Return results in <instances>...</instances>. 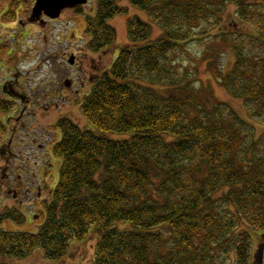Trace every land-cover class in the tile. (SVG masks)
I'll use <instances>...</instances> for the list:
<instances>
[{
  "label": "trees",
  "instance_id": "trees-1",
  "mask_svg": "<svg viewBox=\"0 0 264 264\" xmlns=\"http://www.w3.org/2000/svg\"><path fill=\"white\" fill-rule=\"evenodd\" d=\"M21 1H11L5 21L15 20ZM122 1L147 12L160 35L151 41L149 23L127 21L129 44L94 78L80 104L87 126L66 118L56 125L60 140L52 154L61 165L43 224L35 234L0 230V257L21 259L40 249L57 261L71 239L82 240L95 226L100 239L91 264H261L263 242L254 245L251 236L264 237V129L257 134L255 128L264 126L259 6L248 0H97L94 16L86 18L92 52L116 41L108 22L125 12ZM227 5L236 7L232 26L249 23L257 35L211 33ZM196 39L233 51L227 72L207 67L243 102L247 118L227 102L210 101L195 86L197 74L175 62V53ZM11 109L0 101V113Z\"/></svg>",
  "mask_w": 264,
  "mask_h": 264
},
{
  "label": "rangeland",
  "instance_id": "rangeland-1",
  "mask_svg": "<svg viewBox=\"0 0 264 264\" xmlns=\"http://www.w3.org/2000/svg\"><path fill=\"white\" fill-rule=\"evenodd\" d=\"M11 1L0 0V47L4 50L0 55V85L9 83L12 89L9 91L13 94L10 96V93H0V100L11 102L9 98L18 94L26 101L11 103L12 109L8 115L12 116V123L19 120V129L16 131L11 130L12 123L6 121L7 115L5 117V114L0 113V120L7 129L5 134L0 133V145H8L10 151L7 157L4 156L5 159L0 155V180L26 181L29 177L33 180L31 183L34 188L38 187V183L41 184V199H51L61 165V161L52 154L53 145L60 140L56 126L59 120L66 118L81 128L87 126L80 113V104L89 92L94 78L107 70L120 50L129 44L126 28L129 19L136 17L149 23L152 29L151 41L157 39L161 31L147 12L122 1L118 6L125 12L108 22L116 33V41L106 51L94 53L88 47L91 37L86 33V18L94 16L97 0H91L87 5L76 9H66L56 19L44 18V22L30 20L35 0H22L15 10V20L5 21L3 16ZM248 2L257 4L264 17V0ZM235 16L236 7L227 5L218 23L212 24L218 28L212 29L211 26L209 31L212 29L211 33L215 34L244 29L257 35L255 27L249 23H242L239 30L232 26L231 21ZM205 49L207 53L204 56L209 55L201 59L200 54ZM71 55L74 56L73 64L68 62ZM174 60L181 68L197 74L198 82L195 86H201L210 101L227 102L240 117L247 118L243 102L229 96L207 67L217 64L223 72L230 70L234 54L228 45L217 42L206 45L197 39L191 40L175 53ZM255 128L256 133L260 134L264 126L256 124ZM105 136L115 140L129 137L128 134L115 133H107ZM23 164L27 167L22 168ZM22 186L20 183L12 188L8 186L5 199L0 202V216H3L0 230L35 234L43 221V213L36 207L27 206L28 195H22V192L18 193L15 201L14 189H22ZM22 191L26 192L27 188ZM18 200L20 204H17ZM125 226L132 228L130 224H122L121 227ZM95 228L91 226L82 240L71 239L66 255L57 261H47L41 250L35 249L27 258L21 260L0 257V264H15L14 261L21 264H91L93 249L100 239ZM251 236L254 245L260 241L264 245V237L254 234ZM254 245L252 251L255 249ZM261 264H264V259Z\"/></svg>",
  "mask_w": 264,
  "mask_h": 264
},
{
  "label": "flooded vegetation",
  "instance_id": "flooded-vegetation-1",
  "mask_svg": "<svg viewBox=\"0 0 264 264\" xmlns=\"http://www.w3.org/2000/svg\"><path fill=\"white\" fill-rule=\"evenodd\" d=\"M9 86H10V84L7 83V82L2 83L0 85V93H3V94L10 93V96H12L13 93H11L9 91V90H12V89ZM15 95L16 96H14V98H9L10 101L13 104H16L17 102L21 103V102H25L26 101V99L23 98V97H21L20 95H18V94H15ZM0 101H3V100H0ZM6 115H7V117H6ZM6 115H5L6 121L12 123L10 121V117H12V116L11 115H8V114H6ZM18 122H19V120H18ZM18 122L11 124V126H10L11 127V130L16 131V130L19 129V123ZM10 123H9V125H10ZM41 146L42 145L39 144V147H41ZM8 147H9L8 145H0V152H2L3 157L4 156L7 157L8 153L10 152L9 149H8ZM41 148H43V147H41ZM26 167H27V165H24V164L22 165V168H26ZM43 180H45V179H43ZM32 181L33 180L29 179V177H28V179H26V181L25 180L24 181H20V180L19 181H15V179L14 180H10V179L0 180V202L4 201V199H5L4 198V194H5L6 190H7V192L9 190L8 189V186H10L12 188V186H14L15 184H19L20 183L21 185H23L22 186V189H21V187L19 189H14L15 192H16V195L14 197L15 201H16V197H17L18 193L20 194L22 192V195L23 194L28 195V199H26V201H27L26 205L27 206H30V207H36V209H38L40 212L43 213V219H45L47 210L49 209V207L51 205L50 204L51 203V199H48V198L41 199L42 198V186H41L40 183H38V187H35L34 188L33 185H32V183H31ZM36 182H38V181H36ZM26 188H27V191L26 192H23L22 190H25ZM50 197H52V196H50ZM47 199L50 200V201H48ZM19 202H20V200L17 201V204H20ZM27 257L28 256H26V257H24L22 259H25ZM16 259L17 260H21V259H18V258H16ZM14 263L15 264H18L20 262H15L14 261ZM1 264H3V263H1Z\"/></svg>",
  "mask_w": 264,
  "mask_h": 264
},
{
  "label": "water",
  "instance_id": "water-1",
  "mask_svg": "<svg viewBox=\"0 0 264 264\" xmlns=\"http://www.w3.org/2000/svg\"><path fill=\"white\" fill-rule=\"evenodd\" d=\"M87 1L88 0H35L34 6L31 9L30 20H40L42 15L49 19H56L63 9L84 5ZM68 61L72 64L74 62V56H71Z\"/></svg>",
  "mask_w": 264,
  "mask_h": 264
}]
</instances>
